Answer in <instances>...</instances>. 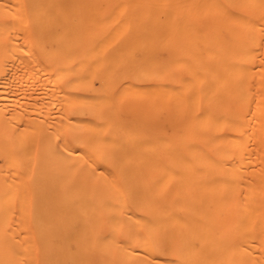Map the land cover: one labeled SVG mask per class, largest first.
<instances>
[{
	"label": "bare ground",
	"instance_id": "obj_1",
	"mask_svg": "<svg viewBox=\"0 0 264 264\" xmlns=\"http://www.w3.org/2000/svg\"><path fill=\"white\" fill-rule=\"evenodd\" d=\"M24 22L13 98L0 39V264H264V0Z\"/></svg>",
	"mask_w": 264,
	"mask_h": 264
},
{
	"label": "rangeland",
	"instance_id": "obj_2",
	"mask_svg": "<svg viewBox=\"0 0 264 264\" xmlns=\"http://www.w3.org/2000/svg\"><path fill=\"white\" fill-rule=\"evenodd\" d=\"M24 15L25 0H0V39L4 37L10 49V56L5 62L4 78L7 82L6 93L12 98L20 94L17 78L22 67L17 65L16 51L22 50L25 34Z\"/></svg>",
	"mask_w": 264,
	"mask_h": 264
}]
</instances>
